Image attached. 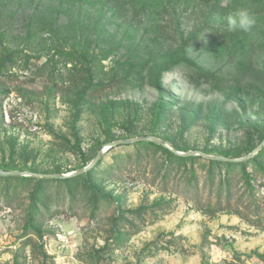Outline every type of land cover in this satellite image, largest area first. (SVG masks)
I'll list each match as a JSON object with an SVG mask.
<instances>
[{
	"label": "rangeland",
	"instance_id": "1",
	"mask_svg": "<svg viewBox=\"0 0 264 264\" xmlns=\"http://www.w3.org/2000/svg\"><path fill=\"white\" fill-rule=\"evenodd\" d=\"M0 36V170L243 159L0 177V264H264V0H0Z\"/></svg>",
	"mask_w": 264,
	"mask_h": 264
},
{
	"label": "water",
	"instance_id": "2",
	"mask_svg": "<svg viewBox=\"0 0 264 264\" xmlns=\"http://www.w3.org/2000/svg\"><path fill=\"white\" fill-rule=\"evenodd\" d=\"M139 142L154 143L156 145H159V146H162V147L168 149L171 153L176 154V155L181 156V157L197 156V157H201L207 161H223V162H230V163H235V162H239V161L243 160V159H241V160L237 159L236 160V159L224 158V157H219V156H210V155H205L201 152H196V151H191V152H187V153H180V152H176L173 149H171L170 147H168L167 144H165V142H163L160 139H157L154 137H141V138H135V139H130V140L116 141V142H112V143L107 144L96 155V157L90 162V164H88L85 168L80 169V170L75 171V172H72V173H69V174H65V175H62V174H36V173H29V172L2 171V170H0V177H29V178H38V179H45V180L69 179V178H72L75 176L85 174L88 171H90L95 166V164L100 160L101 156L107 150H109L111 148L119 147V146L132 145V144L139 143ZM263 144L264 143H261L250 155L257 153ZM250 155H248L247 158Z\"/></svg>",
	"mask_w": 264,
	"mask_h": 264
},
{
	"label": "clouds",
	"instance_id": "3",
	"mask_svg": "<svg viewBox=\"0 0 264 264\" xmlns=\"http://www.w3.org/2000/svg\"><path fill=\"white\" fill-rule=\"evenodd\" d=\"M229 31L250 32L255 25V17L247 9H239L225 17Z\"/></svg>",
	"mask_w": 264,
	"mask_h": 264
},
{
	"label": "trees",
	"instance_id": "4",
	"mask_svg": "<svg viewBox=\"0 0 264 264\" xmlns=\"http://www.w3.org/2000/svg\"><path fill=\"white\" fill-rule=\"evenodd\" d=\"M107 1H111V0H107ZM1 37V36H0ZM92 82H93V79L91 78V79H89L88 81H87V86H86V88H85V91H88V92H90V91H92L93 89H95V88H97L96 86H93V84H92ZM161 110V109H160ZM159 110V111H160ZM159 111H157V112H159ZM140 143H143V142H139V143H135V145H137V144H140ZM145 143V142H144ZM147 143H149V144H151L152 146H155V147H160L159 145H156V144H154V143H150V142H147ZM132 145H134V144H132ZM120 147V146H119ZM115 148H117V147H115ZM113 148H111V149H109V150H112ZM167 151V150H166ZM168 152V154H172V153H170L169 151H167ZM205 155H207V154H205ZM199 158H201V157H199ZM201 159H203V158H201ZM204 160V159H203ZM205 161H207V160H205ZM207 162H209V163H212V162H215V161H207ZM99 163V161L96 163V164H98ZM227 163H230V162H227ZM95 164V165H96ZM94 168V167H93ZM92 168V169H93ZM91 169V170H92ZM90 170V171H91ZM2 171H7V170H2ZM90 171H88V172H90ZM37 174V173H36ZM43 174H53V173H43ZM85 176H87V174L85 175ZM9 178V177H8ZM43 180H45V179H43ZM71 180H73V179H70V180H65L64 182H68V181H71ZM55 181H57V180H55ZM93 185V184H92ZM94 186V185H93ZM94 188H95V192L96 193H99L100 192V190H98V188H97V186H94ZM32 200H34V198L32 197ZM210 210V212H215L216 210H215V208L213 209H209Z\"/></svg>",
	"mask_w": 264,
	"mask_h": 264
}]
</instances>
